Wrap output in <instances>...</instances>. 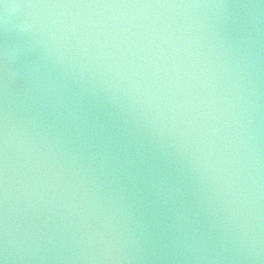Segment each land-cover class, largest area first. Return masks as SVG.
Returning <instances> with one entry per match:
<instances>
[{"label": "water", "instance_id": "1", "mask_svg": "<svg viewBox=\"0 0 264 264\" xmlns=\"http://www.w3.org/2000/svg\"><path fill=\"white\" fill-rule=\"evenodd\" d=\"M0 264H264V0H0Z\"/></svg>", "mask_w": 264, "mask_h": 264}]
</instances>
